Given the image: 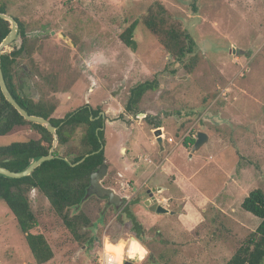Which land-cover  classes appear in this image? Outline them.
<instances>
[{
	"label": "rangeland",
	"instance_id": "374dc122",
	"mask_svg": "<svg viewBox=\"0 0 264 264\" xmlns=\"http://www.w3.org/2000/svg\"><path fill=\"white\" fill-rule=\"evenodd\" d=\"M3 1L7 15L25 26L31 58L19 59L18 73L32 71L35 100L56 102L54 118L84 105L102 112L103 187L128 200L142 173L143 180L149 176L146 187L126 203L135 215L144 207L148 187L165 179L172 184L175 171L191 177L200 193L191 191L195 204L204 197L215 201V206H202L205 211L193 232L174 241L168 231H181L175 218L159 225L163 235L145 224L147 232L137 238L125 206L118 210L91 195L79 209L89 225L73 236L47 199L33 190L29 202L38 224L32 233L42 234L53 252L45 264H97L106 236L115 245L129 234L148 249L143 264H225L260 223L240 205L250 191L264 192V0H198L195 13L191 0ZM150 15L162 17L165 30L187 33L195 42L194 52L183 61L169 54L143 24ZM134 22L132 51L119 35ZM20 44L18 35L4 51ZM147 80H155L157 88L144 94L137 112H125L131 88ZM156 129H163L160 144ZM197 132L209 139L189 157L192 144L184 139L194 140ZM30 138L38 135L18 128L0 136V146ZM138 156L161 165L149 166ZM167 160L171 174L164 169ZM235 183L239 187L226 194ZM0 264H35L2 201Z\"/></svg>",
	"mask_w": 264,
	"mask_h": 264
},
{
	"label": "trees",
	"instance_id": "16d2710c",
	"mask_svg": "<svg viewBox=\"0 0 264 264\" xmlns=\"http://www.w3.org/2000/svg\"><path fill=\"white\" fill-rule=\"evenodd\" d=\"M197 2L198 0H191L194 13L197 12ZM159 6L161 11H165L161 5ZM0 12L7 14V6L3 0H0ZM14 19L19 25L18 35L21 44L18 48H13L0 56L5 84L15 101L29 115L42 117L57 128L58 143L53 151L54 158L42 163L30 175L21 179H10L0 175V201L12 213L35 264H45L53 258V252L42 234L32 233L38 223L31 211L29 194L34 190L45 197L51 209L61 218L63 225L73 236L78 235L77 231L81 227H87L89 220L79 209L86 199L92 175L100 172L103 166L107 167L104 151V119L99 116V109H92L88 105L67 113L63 118H54L52 114L56 109V102L35 100L30 85L32 71L29 69L22 76L18 73L19 59L24 55L30 59L31 53L28 50L29 39L25 34V26L16 17ZM143 24L161 40L168 53L178 60L183 61L187 54L194 52L193 39L185 32L165 30L162 17L150 15L144 19ZM136 25L137 22L132 23L119 35V40L132 51L136 50V42L133 39ZM9 27L8 22L0 19V43L9 33ZM156 88L155 80H147L132 87L125 112L132 114L137 112L138 104L144 94ZM96 117L98 119H95ZM22 127L34 131L38 138L0 146V167L11 172H21L32 161L46 156L51 149L53 137L45 127L24 120L4 99L0 91V136L10 134ZM79 130L81 136L77 137ZM184 142L193 144L194 140L187 138ZM101 145L103 149L98 152ZM62 148L65 150L60 153ZM86 155L88 156L75 166H70L67 162L74 164ZM240 206L242 210L258 218L260 223L225 264H264V192L261 189L250 191ZM69 209L75 210L73 216L68 214ZM123 213L131 224V232L137 238H142L145 230L137 217L126 206Z\"/></svg>",
	"mask_w": 264,
	"mask_h": 264
},
{
	"label": "water",
	"instance_id": "95a60500",
	"mask_svg": "<svg viewBox=\"0 0 264 264\" xmlns=\"http://www.w3.org/2000/svg\"><path fill=\"white\" fill-rule=\"evenodd\" d=\"M0 19L8 22L10 25L9 33L0 43V56H1L2 54L6 53L4 49L8 48L17 39L19 25H18V22L13 17L7 14L1 13V12H0ZM61 37L64 40L66 39L65 35H61ZM0 91L4 99L17 111V113L24 120H26L27 122L35 123V124L45 127V129L53 137V142H52V146H51L49 153L46 156H42L39 159L32 161L25 170L21 172H11L5 168L0 167V175L6 178H10V179H21L23 177L30 175L42 163L46 161H50L54 158L53 151L56 148L57 143H58V136L56 134L57 128L54 127L48 120H45L42 117L29 115L23 108L19 106V104L15 101V99L12 97L9 90L7 89V86L3 78L1 65H0ZM99 116H101L104 119L102 112L99 113ZM95 119H98V117H96ZM160 133H161L160 129H156L154 131V135L157 137L158 144L161 143ZM207 141H208V136L205 133L197 132L195 139H194V143L192 144V149H191L189 156L197 152ZM102 149H103V145L100 146L98 152ZM87 156L88 155H86L79 162H76L74 164L67 160L66 161L68 162L70 166H75L79 164L80 162H82ZM106 174H107V167L103 166L100 172L92 175L91 180H90V186L86 194V198L91 195H95L98 198H106L109 204H113L116 209H121V206H124L127 203V200L125 197H119L112 189L105 188L102 186L101 181ZM154 191H155L154 189L147 191L148 198L143 202V205L147 207L148 210L152 213L167 214L168 210L163 208L161 205H158L155 202V199L153 196ZM124 264H134V263L130 261H125Z\"/></svg>",
	"mask_w": 264,
	"mask_h": 264
},
{
	"label": "crops",
	"instance_id": "0c3cea01",
	"mask_svg": "<svg viewBox=\"0 0 264 264\" xmlns=\"http://www.w3.org/2000/svg\"><path fill=\"white\" fill-rule=\"evenodd\" d=\"M192 155L191 156L188 155V156L192 157ZM138 159H139V156H138ZM139 160H142V159H139ZM150 160L152 161V159ZM169 161L166 162V167L164 168L168 172L167 174H171L169 173L170 167H168ZM146 164L149 166H155L153 161L151 164H148V163ZM160 165L155 166V167L159 169ZM171 175L174 176L172 184L170 185L166 184L167 181L165 179L163 181L157 182L156 185L154 186L148 187L150 188V190H153V189L155 190L153 193L155 202L158 205H161L163 208L167 209L168 213L167 214H155V213L150 212L148 208L143 205V202L145 201L144 200L142 202V205L144 207H141V209L135 214V216L136 217L138 216L137 219L139 218V220L141 221V225L145 231L148 230L147 227H145V224L147 225L149 224V226L151 227L153 226L156 227V233L159 235H163V233L159 230V225L165 226L164 221L170 218H175L176 222L181 227V231L178 232L177 234H174L173 231H170V230L168 231L169 232L168 236H174V237H171L170 239L173 238L175 241L178 237L181 236V234H190L191 232H193L194 229L197 227V225L201 221V217H202L201 213L205 211L203 210L202 206L208 204L209 202H211L212 205L215 206V201L213 199L211 200V199H208L207 197H204L203 201L198 203L199 205L198 206L197 204L193 202L192 197H191L192 190L199 193L197 189L195 190L192 187L190 183L191 177L187 175H182L180 172L176 173L175 171L172 172ZM131 178L132 177H130V179ZM147 178H149V176H147L143 180V173H142V181L139 183L138 187L133 190L134 194L130 197V199L135 194L140 193L142 189L146 187V185L144 184V181H146ZM159 183H165V184L158 185ZM125 186L127 187V184H125ZM237 187H239L238 183L230 185L228 192H226V194H229V192H232ZM130 199L127 200V203H129Z\"/></svg>",
	"mask_w": 264,
	"mask_h": 264
},
{
	"label": "clouds",
	"instance_id": "9594fccd",
	"mask_svg": "<svg viewBox=\"0 0 264 264\" xmlns=\"http://www.w3.org/2000/svg\"><path fill=\"white\" fill-rule=\"evenodd\" d=\"M126 247L127 259L135 261V264H143L149 255L148 249L132 234H129L126 240L121 239L115 245L106 236L103 242V255L99 264H124Z\"/></svg>",
	"mask_w": 264,
	"mask_h": 264
},
{
	"label": "built area",
	"instance_id": "2783aa9c",
	"mask_svg": "<svg viewBox=\"0 0 264 264\" xmlns=\"http://www.w3.org/2000/svg\"><path fill=\"white\" fill-rule=\"evenodd\" d=\"M160 137L161 138H164L163 129H161ZM139 159L144 160L148 164H151L152 163V161L148 157H144V158L143 157H139ZM126 253H127V249H125V259H124V262L125 261H129L127 259ZM102 255H103V247H102V251H101V253H100L99 257H98L97 264H99V261H100V258H101Z\"/></svg>",
	"mask_w": 264,
	"mask_h": 264
},
{
	"label": "flooded vegetation",
	"instance_id": "af4514ba",
	"mask_svg": "<svg viewBox=\"0 0 264 264\" xmlns=\"http://www.w3.org/2000/svg\"><path fill=\"white\" fill-rule=\"evenodd\" d=\"M106 199V198H105ZM112 206L115 208V206L112 204ZM126 206V204L124 205ZM124 206H121V210L124 208ZM119 210V209H118Z\"/></svg>",
	"mask_w": 264,
	"mask_h": 264
}]
</instances>
